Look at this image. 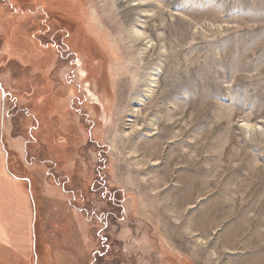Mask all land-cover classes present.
I'll use <instances>...</instances> for the list:
<instances>
[{
	"label": "rangeland",
	"instance_id": "374dc122",
	"mask_svg": "<svg viewBox=\"0 0 264 264\" xmlns=\"http://www.w3.org/2000/svg\"><path fill=\"white\" fill-rule=\"evenodd\" d=\"M3 178L9 264H264V0H0Z\"/></svg>",
	"mask_w": 264,
	"mask_h": 264
},
{
	"label": "crops",
	"instance_id": "0c3cea01",
	"mask_svg": "<svg viewBox=\"0 0 264 264\" xmlns=\"http://www.w3.org/2000/svg\"><path fill=\"white\" fill-rule=\"evenodd\" d=\"M2 181L13 190L14 201L11 205H8L0 197V264H9L8 257L4 256V249H9L16 255L20 252L27 253L30 262L33 255H35L31 195L20 187V181H18V184L12 178H3ZM0 187L1 195L4 194L2 192L4 188Z\"/></svg>",
	"mask_w": 264,
	"mask_h": 264
},
{
	"label": "bare ground",
	"instance_id": "6f19581e",
	"mask_svg": "<svg viewBox=\"0 0 264 264\" xmlns=\"http://www.w3.org/2000/svg\"><path fill=\"white\" fill-rule=\"evenodd\" d=\"M128 40L130 41V43L126 47V54L128 55V57H132L131 66L127 68V72H129L127 73L129 74L128 80L132 83V93L130 95H142L143 88L148 85L147 82L149 81V75L147 73V69L149 68V60L147 58L144 59L143 57L138 58L136 55V50L142 44V42H144V38L142 35L137 33L135 36H129ZM204 189H206L205 184H201V186L198 185V191H203Z\"/></svg>",
	"mask_w": 264,
	"mask_h": 264
}]
</instances>
